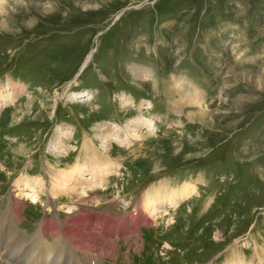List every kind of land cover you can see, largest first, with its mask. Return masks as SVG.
I'll return each instance as SVG.
<instances>
[{"label":"rangeland","instance_id":"obj_1","mask_svg":"<svg viewBox=\"0 0 264 264\" xmlns=\"http://www.w3.org/2000/svg\"><path fill=\"white\" fill-rule=\"evenodd\" d=\"M0 98V210L22 203L24 235L72 212L109 232L148 218L105 264H264V0H7ZM79 166V195L77 177L54 194Z\"/></svg>","mask_w":264,"mask_h":264},{"label":"bare ground","instance_id":"obj_2","mask_svg":"<svg viewBox=\"0 0 264 264\" xmlns=\"http://www.w3.org/2000/svg\"><path fill=\"white\" fill-rule=\"evenodd\" d=\"M6 1L7 0H0V5L5 4ZM90 57L92 56L90 55ZM88 62L89 58L87 60V63ZM90 96L87 94V98L83 101L88 100ZM70 99L76 100L77 97L72 95ZM137 127L138 125H131L128 126L127 129L125 128V132H128L130 138H136L135 134ZM110 129L112 134L118 136L120 131L116 126H111ZM72 135V131H69L68 136L71 137ZM97 136H100L99 138L103 140L105 139V132L101 130ZM85 160H89L88 164H90V168H96L98 166V160L95 158L88 156ZM91 164H93V167ZM82 167L84 166H79L75 170L71 169L65 175L61 174L63 172H60L57 184L54 189H52L55 192L54 194L57 193L56 195H58L60 192L63 193L62 191L67 188L66 185L71 183L74 177H77V186H73L68 192L78 196L77 188L81 184L80 179L84 172L82 171ZM24 181V187L26 189L22 188L21 192L23 194L21 195H25L26 197L31 196L29 197L30 200L31 198L34 199L32 203L38 201V195L34 191L36 190L34 189V185L37 183L41 188H44L45 185L42 182L43 180H40V183L36 182L37 180L34 182L30 180ZM192 191L195 192L188 186L183 187L181 190H174L173 193L170 192L169 195L166 196H159L158 192L153 191L147 199L144 211L148 217H154L158 208L160 211L161 209H166L168 205L174 203L178 205L180 202L184 201L185 196ZM89 193L90 192L88 191L83 193L84 199L88 197L90 198L91 194ZM13 200L14 199L10 200L11 203L8 208L0 210V264H12L9 259L4 260L9 254L12 256L14 264H105L108 258H114V255L117 253V246L114 243L115 239H132L138 233V226H143L148 220L147 218L146 221H137L136 223L131 224L129 226V233L127 228H119L118 226L116 232H109L104 231L103 229H98V227L93 224V221H90L91 219L94 220L93 215L87 213L86 215H82V217H78L75 212H72L67 216L68 218L66 219V222L62 221L61 214L59 215V221L55 220V222L54 220H51L41 222L35 233L24 235L26 232H20L21 227L18 228V225L22 224L23 220V216H21L22 203L19 200ZM89 215H91L90 218H88ZM132 225L137 227L131 228ZM50 238L56 240L54 244L49 242ZM139 241L140 239L137 241L135 240V243L137 242V244H139ZM142 254L143 251L140 253V256Z\"/></svg>","mask_w":264,"mask_h":264},{"label":"water","instance_id":"obj_3","mask_svg":"<svg viewBox=\"0 0 264 264\" xmlns=\"http://www.w3.org/2000/svg\"><path fill=\"white\" fill-rule=\"evenodd\" d=\"M86 66H87V63L83 66V68H82V70L80 71V74L77 76V78L80 77V75L84 72Z\"/></svg>","mask_w":264,"mask_h":264}]
</instances>
